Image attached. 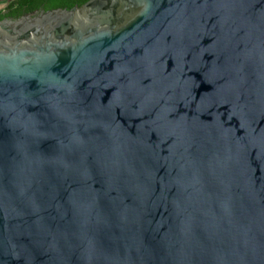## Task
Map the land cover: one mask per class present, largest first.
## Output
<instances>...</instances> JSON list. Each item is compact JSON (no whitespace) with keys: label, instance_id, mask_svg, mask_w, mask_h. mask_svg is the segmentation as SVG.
<instances>
[{"label":"water","instance_id":"1","mask_svg":"<svg viewBox=\"0 0 264 264\" xmlns=\"http://www.w3.org/2000/svg\"><path fill=\"white\" fill-rule=\"evenodd\" d=\"M0 264H264V0L1 19Z\"/></svg>","mask_w":264,"mask_h":264},{"label":"trees","instance_id":"2","mask_svg":"<svg viewBox=\"0 0 264 264\" xmlns=\"http://www.w3.org/2000/svg\"><path fill=\"white\" fill-rule=\"evenodd\" d=\"M85 1L87 0H15L8 4L5 12L0 10V20L4 18H17L39 6H42L43 10L59 6L69 9L74 4L81 5Z\"/></svg>","mask_w":264,"mask_h":264},{"label":"crops","instance_id":"3","mask_svg":"<svg viewBox=\"0 0 264 264\" xmlns=\"http://www.w3.org/2000/svg\"><path fill=\"white\" fill-rule=\"evenodd\" d=\"M15 0H0V10H4L5 6Z\"/></svg>","mask_w":264,"mask_h":264},{"label":"flooded vegetation","instance_id":"4","mask_svg":"<svg viewBox=\"0 0 264 264\" xmlns=\"http://www.w3.org/2000/svg\"><path fill=\"white\" fill-rule=\"evenodd\" d=\"M74 5H76V4H74ZM74 5H73V6H74ZM7 6H8V4L5 6V8H6ZM73 6H72V7H73ZM5 8H4V10H2L3 12H5V10H6ZM55 8H64V7H60V6H59V7H55ZM51 9H52V8H51ZM36 10H43V7H42V6H39V7L35 8V9L32 10V11H36ZM32 11H30V12H32ZM27 13H28V12H27Z\"/></svg>","mask_w":264,"mask_h":264}]
</instances>
